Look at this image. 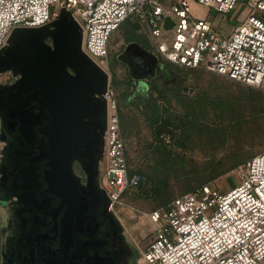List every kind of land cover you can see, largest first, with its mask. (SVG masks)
Instances as JSON below:
<instances>
[{
    "label": "built area",
    "instance_id": "1",
    "mask_svg": "<svg viewBox=\"0 0 264 264\" xmlns=\"http://www.w3.org/2000/svg\"><path fill=\"white\" fill-rule=\"evenodd\" d=\"M242 6L231 32L197 9L221 17ZM68 10L83 32L82 51L106 72L112 36L138 19L162 60L203 71L264 94V0H0V52L15 29H35ZM170 18L173 28H164ZM153 54V52H152ZM155 55V54H154ZM102 187L112 205L141 186L130 174L117 106L109 84ZM0 164L4 143L1 140ZM238 186L217 193L206 185L151 214L138 264H264V152L244 168Z\"/></svg>",
    "mask_w": 264,
    "mask_h": 264
},
{
    "label": "rangeland",
    "instance_id": "2",
    "mask_svg": "<svg viewBox=\"0 0 264 264\" xmlns=\"http://www.w3.org/2000/svg\"><path fill=\"white\" fill-rule=\"evenodd\" d=\"M241 9L221 17L199 8L196 15L208 16L218 29L228 33ZM130 38L165 64L167 76L138 81L130 75L122 59ZM47 43L52 45V40ZM106 73L130 174L142 177L139 189L124 195L110 209L139 256L145 244L142 238L152 230V213L206 185L225 193L240 184L245 165L264 152V94L226 78L163 61L138 19L127 20L112 36ZM16 79L11 71L0 73V86H10ZM104 168L102 163L101 187ZM75 171L83 176L80 166ZM4 224L0 210V227Z\"/></svg>",
    "mask_w": 264,
    "mask_h": 264
},
{
    "label": "water",
    "instance_id": "3",
    "mask_svg": "<svg viewBox=\"0 0 264 264\" xmlns=\"http://www.w3.org/2000/svg\"><path fill=\"white\" fill-rule=\"evenodd\" d=\"M172 26L166 18L164 28ZM82 44V29L63 9L46 26L15 29L0 52V73L11 71L17 77L10 86H0L1 140L8 134L14 138L15 167L26 174L29 203L39 213L36 225L42 219L51 228L44 239L62 243L61 250L44 253L51 260L64 254L77 235L96 234L100 199L111 204L99 184L108 121L104 96L110 80L83 53ZM132 48L158 61L139 45L131 44L127 51ZM75 163L84 172L86 187L74 172ZM110 217L119 239L127 243L119 220L112 212ZM2 264H14L3 251Z\"/></svg>",
    "mask_w": 264,
    "mask_h": 264
},
{
    "label": "flooded vegetation",
    "instance_id": "4",
    "mask_svg": "<svg viewBox=\"0 0 264 264\" xmlns=\"http://www.w3.org/2000/svg\"><path fill=\"white\" fill-rule=\"evenodd\" d=\"M131 44L139 45L144 51L150 52L140 42H130L127 47ZM127 47L123 50L122 59L126 61L130 75L131 66L134 79L139 81L167 76L166 66L159 59L155 62L152 57L143 55L139 48L127 51ZM2 123L1 117V128ZM8 135L4 137L0 164V210L5 219V224L0 227V234L3 238L2 251L8 260L14 264H51L52 261V264H138L139 256H136L132 245L119 239L120 235L110 217L111 204L103 199H100L97 206V233L92 235L86 231L77 235L71 245L66 246V252H62L64 254H56L54 260L47 258L44 253L61 250L62 243L60 239H44V235L49 233L51 228L42 219L38 220V226L36 225L35 218L39 213L29 203L31 193L26 174L15 167L16 143L14 138ZM77 166L80 164H74V172L86 187L84 172L80 166L83 176L77 174ZM31 254H34L35 263Z\"/></svg>",
    "mask_w": 264,
    "mask_h": 264
},
{
    "label": "crops",
    "instance_id": "5",
    "mask_svg": "<svg viewBox=\"0 0 264 264\" xmlns=\"http://www.w3.org/2000/svg\"><path fill=\"white\" fill-rule=\"evenodd\" d=\"M207 11V10H206ZM197 13V12H196ZM232 29H230L229 32H231ZM228 32V33H229ZM2 246H3V238L0 237V264H2Z\"/></svg>",
    "mask_w": 264,
    "mask_h": 264
},
{
    "label": "trees",
    "instance_id": "6",
    "mask_svg": "<svg viewBox=\"0 0 264 264\" xmlns=\"http://www.w3.org/2000/svg\"><path fill=\"white\" fill-rule=\"evenodd\" d=\"M134 40H132L131 38L129 39V42H133Z\"/></svg>",
    "mask_w": 264,
    "mask_h": 264
}]
</instances>
